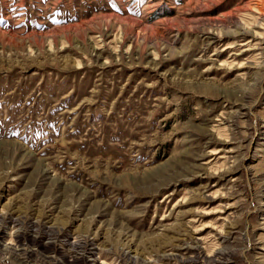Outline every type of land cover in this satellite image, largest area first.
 Here are the masks:
<instances>
[{
	"label": "rangeland",
	"instance_id": "obj_1",
	"mask_svg": "<svg viewBox=\"0 0 264 264\" xmlns=\"http://www.w3.org/2000/svg\"><path fill=\"white\" fill-rule=\"evenodd\" d=\"M0 233V264H264V0H0Z\"/></svg>",
	"mask_w": 264,
	"mask_h": 264
},
{
	"label": "bare ground",
	"instance_id": "obj_2",
	"mask_svg": "<svg viewBox=\"0 0 264 264\" xmlns=\"http://www.w3.org/2000/svg\"><path fill=\"white\" fill-rule=\"evenodd\" d=\"M245 34V31L244 32H242V35H244ZM255 35V34H254ZM257 35V34H256ZM259 36V35H258ZM257 37V36H256ZM259 38V37H258ZM251 42H248V43H246L245 45H248V44H250ZM250 49V48H249ZM214 132H217V134L218 133H220V131L219 130H217V131H214ZM222 136V135H221ZM209 213V212H208ZM4 229V228H3ZM5 231V230H4ZM0 235H2L1 233H0ZM21 235V234H20ZM52 238V237H51ZM28 239V238H27ZM14 241V240H13ZM54 242V241H53ZM80 242V241H79ZM78 242V244L77 245H75L78 249H76V251H77V254H76V257L78 258V257H80V256H77V255H80L79 253H80V251L82 252V251H84V247L82 246L83 244L80 242L79 243ZM52 244V243H51ZM22 245V244H21ZM11 246V245H10ZM9 246V247H10ZM18 247V246H17ZM10 249V248H9ZM14 249H16V247L14 248ZM24 249V248H23ZM30 249V248H29ZM26 255V254H25ZM24 258V257H23ZM53 263V262H52Z\"/></svg>",
	"mask_w": 264,
	"mask_h": 264
}]
</instances>
